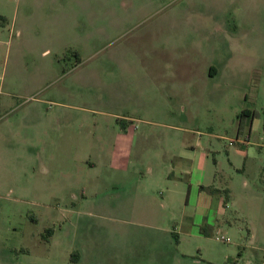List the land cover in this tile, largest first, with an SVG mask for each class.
Here are the masks:
<instances>
[{"label": "rangeland", "instance_id": "obj_1", "mask_svg": "<svg viewBox=\"0 0 264 264\" xmlns=\"http://www.w3.org/2000/svg\"><path fill=\"white\" fill-rule=\"evenodd\" d=\"M82 1L78 14L75 0H0V241L36 254V229H68L91 211L175 231L182 250L199 244L207 258L245 242L244 216L216 205L225 188L243 195L246 173L263 184L254 164L264 152V0ZM59 112L71 121L56 130ZM122 115L133 121L118 136ZM248 134L252 150L237 156L228 142ZM115 143L125 172L95 151ZM199 230L209 238L189 236ZM73 243L59 233L49 264H69Z\"/></svg>", "mask_w": 264, "mask_h": 264}, {"label": "crops", "instance_id": "obj_2", "mask_svg": "<svg viewBox=\"0 0 264 264\" xmlns=\"http://www.w3.org/2000/svg\"><path fill=\"white\" fill-rule=\"evenodd\" d=\"M82 2V0H75V3L79 5L78 14H82ZM82 16L75 15L74 22H79L77 20L81 21L83 19ZM64 17L66 16L64 15L63 19ZM26 18L28 22L32 20L29 13H27ZM87 21L93 22V19L89 16ZM16 22L18 20L13 18L12 24ZM44 51H48V48ZM126 66L128 65L124 64V67ZM139 66L141 65L139 64ZM208 69V77L213 78L217 70L212 65H209ZM175 77L177 75H171L168 79L172 81ZM192 79L191 76L188 81L191 82ZM86 80L91 79L88 76ZM174 81L179 82L180 80ZM42 102L45 103V101ZM112 115L116 116L118 114ZM51 116L53 117L52 125H57L56 130L66 128L68 121H71V117L65 112H59ZM122 117H124L125 123L126 120L129 123L133 121L132 117L125 115H122ZM250 123L252 126L253 121L251 120ZM127 130L125 127L119 129L117 135L120 136ZM64 134L65 132L61 131L56 134V137L58 135V139L62 138L61 140H63ZM250 135L248 134V136L242 139L237 136L234 140H229L228 146H233L235 142L240 145L234 151L237 156L252 150L250 147L245 148L247 145L252 144ZM58 141L57 150L59 153L65 152L67 146L62 143L60 144V140ZM97 146L99 148H95V151L98 155L100 154L99 157L102 159L106 158L105 166L113 173H121L128 170L130 166L129 159L124 160L123 163L121 158L117 161L119 150L123 152L120 146L115 143L112 145L110 152L108 149H103V146ZM261 147L264 148V145H261ZM43 150H45L44 147ZM259 150L261 151L263 149ZM128 152H130L129 147ZM261 152L262 154L258 159L259 162L254 165L260 175V182L263 184H260V187L255 186L253 182H250L248 173H246L242 178L241 190L243 195L241 197L236 198L232 192L230 194L228 189L225 188L222 193L223 197H220L217 201L216 209L221 214L228 208L226 204L229 202L246 220L245 229L247 240L245 242H236L230 251L223 249H216L215 251L209 250L211 253H209L207 258L204 256V250L199 244L196 246V253L182 250L181 238L175 231L149 224L132 227L129 223L122 222L120 225H113L112 222L116 220L113 216H105L103 212L87 211L83 215L88 219H77L74 226L68 229L62 225L56 226L55 224L53 226H43L42 230L36 229L35 233L32 234V243L37 248L36 254H34L32 249L24 247L23 244L8 246L0 241V264H49L51 245L55 242V238L59 233L62 236L65 233H71V238L74 241L71 252H68L69 264H264V152ZM71 159H77L76 163L78 165H83V162H85L89 166V169L94 168L97 164V161L91 158L71 157ZM87 195L88 193L82 189L81 196L87 198ZM31 220L33 223L37 221L36 217H33ZM50 228H52L51 231L48 230ZM13 229L15 228L13 227ZM147 229L164 232L163 238L166 243L163 242L161 236L158 238L157 233H152L147 236ZM132 231L136 233L132 235ZM116 232L119 234H115ZM218 232L217 230L216 233ZM172 234L175 239L174 243L171 239ZM208 234L206 230H199L198 233L192 232L189 236L194 238H209L205 236ZM187 236L188 234H186V238ZM218 237L219 235L216 236L217 239H219ZM225 238H228V241L219 240L228 243L229 237ZM164 244H167V246H163ZM72 252L74 253L73 259H70V253ZM20 253H24L27 258L23 259V257H20Z\"/></svg>", "mask_w": 264, "mask_h": 264}, {"label": "trees", "instance_id": "obj_3", "mask_svg": "<svg viewBox=\"0 0 264 264\" xmlns=\"http://www.w3.org/2000/svg\"><path fill=\"white\" fill-rule=\"evenodd\" d=\"M76 55V54H75ZM76 59H77V61L79 62V58L76 56ZM241 114L242 115H245V114H249V115H251L252 116V112L251 111H247V110H242L241 111ZM263 115H264V108H263ZM118 122H120L121 123V127H125V121H124V119H120V120H118ZM201 188V187H200ZM226 198H227V196H225ZM49 231H51L52 230V228H50V229H48ZM73 255H74V253L72 252V253H70V259H73Z\"/></svg>", "mask_w": 264, "mask_h": 264}, {"label": "built area", "instance_id": "obj_4", "mask_svg": "<svg viewBox=\"0 0 264 264\" xmlns=\"http://www.w3.org/2000/svg\"><path fill=\"white\" fill-rule=\"evenodd\" d=\"M218 238L224 241H228V238H225L224 236H219Z\"/></svg>", "mask_w": 264, "mask_h": 264}]
</instances>
